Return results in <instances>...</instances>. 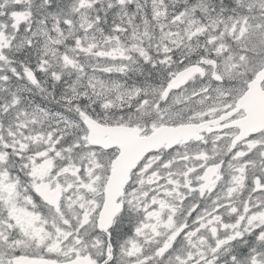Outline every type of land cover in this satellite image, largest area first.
I'll return each instance as SVG.
<instances>
[{
    "label": "snow or ice",
    "instance_id": "1",
    "mask_svg": "<svg viewBox=\"0 0 264 264\" xmlns=\"http://www.w3.org/2000/svg\"><path fill=\"white\" fill-rule=\"evenodd\" d=\"M0 264H264V0H0Z\"/></svg>",
    "mask_w": 264,
    "mask_h": 264
}]
</instances>
